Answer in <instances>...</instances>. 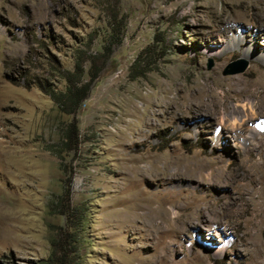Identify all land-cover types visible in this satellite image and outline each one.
<instances>
[{"label":"rangeland","instance_id":"374dc122","mask_svg":"<svg viewBox=\"0 0 264 264\" xmlns=\"http://www.w3.org/2000/svg\"><path fill=\"white\" fill-rule=\"evenodd\" d=\"M263 53L264 0H0V264H264Z\"/></svg>","mask_w":264,"mask_h":264},{"label":"trees","instance_id":"16d2710c","mask_svg":"<svg viewBox=\"0 0 264 264\" xmlns=\"http://www.w3.org/2000/svg\"><path fill=\"white\" fill-rule=\"evenodd\" d=\"M134 61L136 64L140 57ZM82 69L81 65L79 63L75 64V71H80ZM91 81L83 82L80 78L76 79H70L67 78V84L63 91H60L55 94H50L52 100L58 105V107L61 109V111L67 113V114H73L77 111L79 108L81 102L87 97L88 90L90 88ZM71 211H74L72 218H77L78 214H76V211H78L76 208H72ZM82 221V216L79 218ZM81 221L79 223H81ZM74 226V225H73Z\"/></svg>","mask_w":264,"mask_h":264},{"label":"bare ground","instance_id":"6f19581e","mask_svg":"<svg viewBox=\"0 0 264 264\" xmlns=\"http://www.w3.org/2000/svg\"><path fill=\"white\" fill-rule=\"evenodd\" d=\"M231 21V20H230ZM236 21H239V20H232L231 22H232V24H231V26H229L230 27V29L231 30H234V23H236ZM229 25H230V23H229ZM236 28V27H235ZM232 41H233V43H234V45L235 46H237V47H241V46H245V44H247L248 43V39H246V36L245 37H241V35L240 36H237V37H235V38H232ZM223 51H225V55L226 54H228V52L222 47V48H219L218 49V52H222L223 53ZM244 55H245V57H249V56H251L252 57V52H251V49L250 48H247L246 49V51H245V53H244ZM258 57V56H257ZM257 57H256V59H257ZM260 57V56H259ZM258 57V58H259ZM261 58L264 60V53H263V55L261 56ZM255 82V81H254ZM252 86V85H251ZM239 99V98H238ZM243 107V111H248V108H246V104L245 105H241L240 103H237L236 104V107H234V112L233 113H236L237 112V109H238V107ZM249 107V106H248ZM250 108V107H249ZM242 112V111H241ZM233 113L231 114V115H229L228 116V120H230L229 122V124H231V125H229V127H227V132L229 133V134H231L230 132H229V130L232 128V129H234V131L236 132L237 131V129L238 128H242V126L246 123V122H248L250 119H253V118H255L256 119V114L253 116V117H250V115L251 114H245V116H246V118L244 119L243 117H241V119H239V120H241V122L240 123H238V118L235 116V115H233ZM243 114V113H242ZM239 116V115H238ZM238 120V121H237ZM224 121V120H223ZM264 125V124H263ZM263 129L264 128H261V126H260V124H259V126H258V128H256V126L253 128V131H260V132H263ZM262 130V131H261ZM239 131H240V129H239ZM242 131V130H241ZM231 132H232V130H231ZM257 135H258V133H257ZM237 139V138H236ZM245 140V139H244ZM263 144V143H262ZM261 155H262V153H261ZM199 225V224H198Z\"/></svg>","mask_w":264,"mask_h":264},{"label":"water","instance_id":"95a60500","mask_svg":"<svg viewBox=\"0 0 264 264\" xmlns=\"http://www.w3.org/2000/svg\"><path fill=\"white\" fill-rule=\"evenodd\" d=\"M212 66V63L208 65V68ZM247 67V62L241 60H235L230 62L226 68L222 71L223 75L235 74L243 72Z\"/></svg>","mask_w":264,"mask_h":264}]
</instances>
